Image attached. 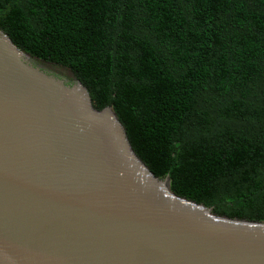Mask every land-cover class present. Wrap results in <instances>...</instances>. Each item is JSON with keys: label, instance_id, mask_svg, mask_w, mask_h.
<instances>
[{"label": "trees", "instance_id": "16d2710c", "mask_svg": "<svg viewBox=\"0 0 264 264\" xmlns=\"http://www.w3.org/2000/svg\"><path fill=\"white\" fill-rule=\"evenodd\" d=\"M0 31L109 106L174 195L264 221V0H0Z\"/></svg>", "mask_w": 264, "mask_h": 264}, {"label": "water", "instance_id": "95a60500", "mask_svg": "<svg viewBox=\"0 0 264 264\" xmlns=\"http://www.w3.org/2000/svg\"><path fill=\"white\" fill-rule=\"evenodd\" d=\"M38 60L0 31V264H264V221L174 195Z\"/></svg>", "mask_w": 264, "mask_h": 264}, {"label": "rangeland", "instance_id": "374dc122", "mask_svg": "<svg viewBox=\"0 0 264 264\" xmlns=\"http://www.w3.org/2000/svg\"><path fill=\"white\" fill-rule=\"evenodd\" d=\"M37 62H38V63H43V64H42V67H43V68L48 67V66H51V64H47V62H45L44 60H40V59H39ZM69 78H70V76H69Z\"/></svg>", "mask_w": 264, "mask_h": 264}, {"label": "flooded vegetation", "instance_id": "af4514ba", "mask_svg": "<svg viewBox=\"0 0 264 264\" xmlns=\"http://www.w3.org/2000/svg\"><path fill=\"white\" fill-rule=\"evenodd\" d=\"M45 72H47L45 69H43ZM49 74V73H48ZM51 75V74H50Z\"/></svg>", "mask_w": 264, "mask_h": 264}]
</instances>
